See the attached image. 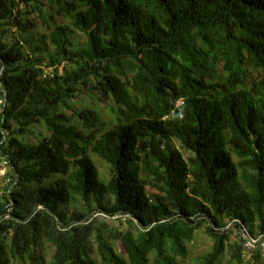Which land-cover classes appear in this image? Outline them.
<instances>
[{
    "label": "trees",
    "instance_id": "16d2710c",
    "mask_svg": "<svg viewBox=\"0 0 264 264\" xmlns=\"http://www.w3.org/2000/svg\"><path fill=\"white\" fill-rule=\"evenodd\" d=\"M0 100V264H182L200 230L244 264L223 228L264 233V0H0Z\"/></svg>",
    "mask_w": 264,
    "mask_h": 264
},
{
    "label": "rangeland",
    "instance_id": "374dc122",
    "mask_svg": "<svg viewBox=\"0 0 264 264\" xmlns=\"http://www.w3.org/2000/svg\"><path fill=\"white\" fill-rule=\"evenodd\" d=\"M82 39H85V38L83 37V38H81V40ZM87 101H88V98L86 100L80 99L79 103L81 105V104H85ZM100 114L101 115H103V114L109 115V117L106 119V121H109L112 118V114L105 113V111H100ZM1 160H2V156H0V162H1ZM96 163L98 165V168H99L103 178H105V172H106L105 164L99 160H96ZM5 184L6 183H5L4 178L0 176V191L3 190ZM100 219H103V218H100ZM115 225L119 226V227L122 226L121 224H115ZM257 231L258 230L256 229L255 232H257ZM234 243H238V239L236 238L235 235H232L231 244H234ZM188 246H189V256L187 257V259L185 261L182 262V264H201L200 263L201 257L204 256L206 253H208L212 249L213 243H212L211 239L208 236H206L202 230H200L197 232L195 239L191 243H189ZM54 251H55V248L52 245L48 244L47 248H46V257L49 261L52 259ZM232 253L233 252L229 248L223 257L222 264H231L232 263V261H231L232 260ZM244 264H264V252H259V254H256V255L253 254L249 259H247V260L245 259Z\"/></svg>",
    "mask_w": 264,
    "mask_h": 264
},
{
    "label": "built area",
    "instance_id": "2783aa9c",
    "mask_svg": "<svg viewBox=\"0 0 264 264\" xmlns=\"http://www.w3.org/2000/svg\"><path fill=\"white\" fill-rule=\"evenodd\" d=\"M4 105L3 100H0V106ZM9 162L7 159H2L0 164V176L6 179L7 168ZM224 231L231 235H235L241 244L243 258L249 259L253 254L264 252V233L253 234L250 229L240 220H235L223 228Z\"/></svg>",
    "mask_w": 264,
    "mask_h": 264
}]
</instances>
